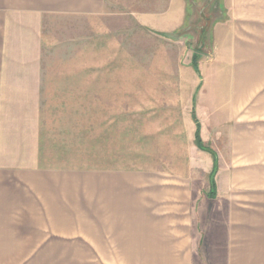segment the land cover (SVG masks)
Instances as JSON below:
<instances>
[{
	"label": "crops",
	"instance_id": "1",
	"mask_svg": "<svg viewBox=\"0 0 264 264\" xmlns=\"http://www.w3.org/2000/svg\"><path fill=\"white\" fill-rule=\"evenodd\" d=\"M0 264H264V0H0Z\"/></svg>",
	"mask_w": 264,
	"mask_h": 264
},
{
	"label": "rangeland",
	"instance_id": "2",
	"mask_svg": "<svg viewBox=\"0 0 264 264\" xmlns=\"http://www.w3.org/2000/svg\"><path fill=\"white\" fill-rule=\"evenodd\" d=\"M129 47H130V44H129V46H128V44H127V46H125V48H128V49H129ZM114 54L115 53L108 52L107 55H106L107 57L103 58L101 61L102 62L106 61L107 65H118V66H124V67H130V66L133 65V60L130 57L120 58V53L118 52V58L115 59L113 57ZM124 55H126V53H124ZM145 62H146V60H145ZM127 77H130V76H127ZM126 87L127 88L124 90V92H125L124 98L130 99V94L132 93L131 92V85L129 84ZM127 99H125V103L129 102V104L124 106V112H125V115H132V106H131L132 100H127ZM127 124H130V123H125L124 125H127ZM81 150H82V148H81ZM79 155L80 154H78L76 156L77 162L81 161V160H79V158L83 157L82 154H81V157ZM187 157L189 158L188 159L189 161L192 160V161L189 162L191 164L190 168L185 171L183 169L184 167L181 168L180 166H175V167L172 168V171H173L172 175L173 176H179V171L182 170V172H183V170H184L185 173L183 174L182 177L188 178V179H190L193 182V184L196 186V187L193 188V190H195V192H193V193L197 194V192L199 191V188H200L199 185L203 183V182L202 183L199 182V177H200V175H199V155L189 154ZM182 172H180V175H182ZM200 174H201V172H200ZM204 181H205V178H204ZM204 188H205V190H208V192H205L206 194L207 193L208 194L211 193V189H210V186H209L207 180L205 181ZM196 189H197V192H196Z\"/></svg>",
	"mask_w": 264,
	"mask_h": 264
},
{
	"label": "trees",
	"instance_id": "3",
	"mask_svg": "<svg viewBox=\"0 0 264 264\" xmlns=\"http://www.w3.org/2000/svg\"><path fill=\"white\" fill-rule=\"evenodd\" d=\"M215 169H212L209 179H210V189H211V194L214 193V174H215Z\"/></svg>",
	"mask_w": 264,
	"mask_h": 264
}]
</instances>
